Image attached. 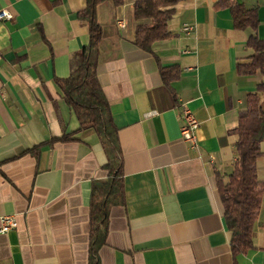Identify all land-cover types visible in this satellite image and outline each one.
<instances>
[{"label": "crops", "instance_id": "0c3cea01", "mask_svg": "<svg viewBox=\"0 0 264 264\" xmlns=\"http://www.w3.org/2000/svg\"><path fill=\"white\" fill-rule=\"evenodd\" d=\"M217 1L179 0L152 53L133 43L134 0L96 7V74L118 130L124 192L99 264H264L261 210L254 247L233 257L216 188L233 168L239 111L264 81V69L236 71L253 53L248 37L264 40V0H236L256 10L255 31L235 28ZM85 3L0 0L12 14L0 20V218L17 223L0 233V264H88L91 183L106 179V158L56 83L88 42ZM170 66L179 74L166 84L159 69ZM180 103L199 122L196 148L181 138Z\"/></svg>", "mask_w": 264, "mask_h": 264}, {"label": "trees", "instance_id": "16d2710c", "mask_svg": "<svg viewBox=\"0 0 264 264\" xmlns=\"http://www.w3.org/2000/svg\"><path fill=\"white\" fill-rule=\"evenodd\" d=\"M105 0H86L80 11V18L87 23L89 39L80 51L71 73L56 83L66 105L73 111L79 124L78 130L92 129L98 137L106 162L104 181L91 183L88 214V264H99L98 251L106 243L108 216L114 206L124 204L123 178L121 171V151L117 127L110 113L97 79L98 44L101 27L96 20V7ZM115 6L124 0H109ZM179 0H134V18L137 21L133 43L141 50L152 53L155 42L170 35L167 21ZM216 7L228 8L233 25L237 29L256 30L258 17L255 9H248L236 0H219ZM246 46L253 53L247 62H238L239 75L249 76L264 69V40L252 33ZM162 80L168 84L179 74L176 66L160 67ZM264 93V81L257 83L256 91L248 93L245 106L239 111L236 126L232 129L235 160L231 172L225 179L216 175V188L223 208V218L229 232L232 256L244 254L252 249V232L257 220L264 183L257 176L256 160L262 153L260 144L264 137V100L258 97ZM63 134L60 140L69 139Z\"/></svg>", "mask_w": 264, "mask_h": 264}, {"label": "built area", "instance_id": "2783aa9c", "mask_svg": "<svg viewBox=\"0 0 264 264\" xmlns=\"http://www.w3.org/2000/svg\"><path fill=\"white\" fill-rule=\"evenodd\" d=\"M12 14L7 9L0 10V20H11ZM192 26L184 25L182 30L189 34L192 30ZM179 118L181 121L180 125V134L183 141L189 144L190 147H197L196 140V130L198 128L199 122L194 117L190 109L184 104L180 103V113ZM0 233H5L11 228L16 227L17 223L15 218L12 215H5L0 218Z\"/></svg>", "mask_w": 264, "mask_h": 264}, {"label": "rangeland", "instance_id": "374dc122", "mask_svg": "<svg viewBox=\"0 0 264 264\" xmlns=\"http://www.w3.org/2000/svg\"><path fill=\"white\" fill-rule=\"evenodd\" d=\"M260 150H261V154L258 156L257 160H256V165H257V176L260 178L261 181H263L264 183V137L261 141L260 144ZM260 212H261V216L258 219V222H261L263 224L262 227H260L261 232L263 234L264 237V192L262 195V200H261V208H260ZM257 226V223H256Z\"/></svg>", "mask_w": 264, "mask_h": 264}]
</instances>
